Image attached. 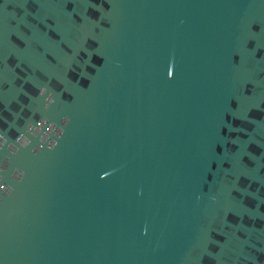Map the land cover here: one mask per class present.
Instances as JSON below:
<instances>
[{
    "label": "water",
    "instance_id": "water-1",
    "mask_svg": "<svg viewBox=\"0 0 264 264\" xmlns=\"http://www.w3.org/2000/svg\"><path fill=\"white\" fill-rule=\"evenodd\" d=\"M0 264H264V0H0Z\"/></svg>",
    "mask_w": 264,
    "mask_h": 264
}]
</instances>
